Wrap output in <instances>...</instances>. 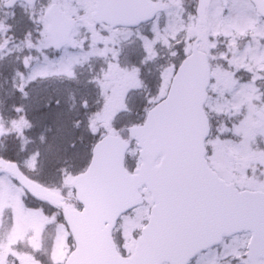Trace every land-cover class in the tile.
I'll return each mask as SVG.
<instances>
[{"label":"snow or ice","instance_id":"6c2138e0","mask_svg":"<svg viewBox=\"0 0 264 264\" xmlns=\"http://www.w3.org/2000/svg\"><path fill=\"white\" fill-rule=\"evenodd\" d=\"M0 264H264V0H0Z\"/></svg>","mask_w":264,"mask_h":264}]
</instances>
